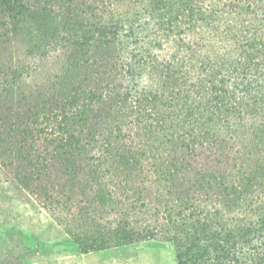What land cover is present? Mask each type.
Here are the masks:
<instances>
[{
  "label": "trees",
  "instance_id": "obj_1",
  "mask_svg": "<svg viewBox=\"0 0 264 264\" xmlns=\"http://www.w3.org/2000/svg\"><path fill=\"white\" fill-rule=\"evenodd\" d=\"M0 172L77 255L264 264V0H0Z\"/></svg>",
  "mask_w": 264,
  "mask_h": 264
},
{
  "label": "rangeland",
  "instance_id": "obj_2",
  "mask_svg": "<svg viewBox=\"0 0 264 264\" xmlns=\"http://www.w3.org/2000/svg\"><path fill=\"white\" fill-rule=\"evenodd\" d=\"M48 199L28 194L0 172V264H177L174 245L165 241L77 255Z\"/></svg>",
  "mask_w": 264,
  "mask_h": 264
}]
</instances>
